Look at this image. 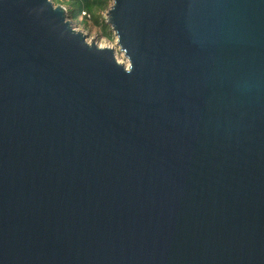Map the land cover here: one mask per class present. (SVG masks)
Instances as JSON below:
<instances>
[{
	"label": "water",
	"instance_id": "95a60500",
	"mask_svg": "<svg viewBox=\"0 0 264 264\" xmlns=\"http://www.w3.org/2000/svg\"><path fill=\"white\" fill-rule=\"evenodd\" d=\"M111 2L0 0V264H264V0Z\"/></svg>",
	"mask_w": 264,
	"mask_h": 264
},
{
	"label": "rangeland",
	"instance_id": "374dc122",
	"mask_svg": "<svg viewBox=\"0 0 264 264\" xmlns=\"http://www.w3.org/2000/svg\"><path fill=\"white\" fill-rule=\"evenodd\" d=\"M111 0H109L107 6L104 9H100L96 11V19H93L92 17H89V15H86V19H83L82 14L72 21V26L75 29H78L82 31L88 41H94L99 46H110L115 51V56L117 60L127 65L128 61L126 56L124 55L123 51L120 50L119 46L116 43V36L111 28V26L106 22V13L111 5ZM57 4V3H55ZM65 9V14L67 19H71L70 16V10L71 5L69 4H61ZM101 22L105 23L108 27L106 28L105 32L110 34V36H106V33L104 32L103 27L101 26Z\"/></svg>",
	"mask_w": 264,
	"mask_h": 264
},
{
	"label": "trees",
	"instance_id": "16d2710c",
	"mask_svg": "<svg viewBox=\"0 0 264 264\" xmlns=\"http://www.w3.org/2000/svg\"><path fill=\"white\" fill-rule=\"evenodd\" d=\"M54 3L59 4H69L71 5L70 16L71 21L77 19L82 13L83 19H86V15L96 19V11L100 9H104L109 0H52ZM101 26L104 29L108 27L105 23L101 22ZM106 33V32H105ZM106 36H110V34L106 33Z\"/></svg>",
	"mask_w": 264,
	"mask_h": 264
}]
</instances>
